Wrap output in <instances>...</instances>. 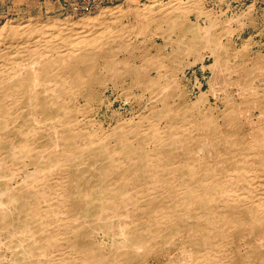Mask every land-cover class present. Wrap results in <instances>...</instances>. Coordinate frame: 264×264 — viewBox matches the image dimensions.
Here are the masks:
<instances>
[{
	"label": "bare ground",
	"instance_id": "obj_1",
	"mask_svg": "<svg viewBox=\"0 0 264 264\" xmlns=\"http://www.w3.org/2000/svg\"><path fill=\"white\" fill-rule=\"evenodd\" d=\"M127 1L92 18L33 17L0 28V264H154L149 257L175 236H183L184 258L173 264H239L236 251L252 250L250 236L264 243V61L249 54L252 39L229 44L237 18L219 30L204 0ZM131 7L137 22L123 23ZM150 26L163 48L151 39L139 46ZM230 56L242 60V98L228 89L222 100L198 80L199 94L182 96L179 74ZM100 63L114 88L128 77L143 91L142 112L111 129L88 116ZM250 104L259 115L248 138L238 116ZM258 251L247 255L264 264Z\"/></svg>",
	"mask_w": 264,
	"mask_h": 264
},
{
	"label": "rangeland",
	"instance_id": "obj_2",
	"mask_svg": "<svg viewBox=\"0 0 264 264\" xmlns=\"http://www.w3.org/2000/svg\"><path fill=\"white\" fill-rule=\"evenodd\" d=\"M69 1H72V0H69ZM69 1H67V2H69ZM151 1H153V0H137V2L139 3L138 6H141L144 3H150ZM164 1L166 2L167 0H164ZM67 2H64L59 8H55L54 7V8H50L49 10H47V9L36 10L35 9L32 12L25 14L24 16H15V17H13L11 19H8L3 24L5 25V23H7V22L21 21V20H25V19L28 20V19L33 18V17L34 18H42V19H48V18L64 19V17L70 16L72 19H75V20L78 19V18H81V17H89V18H92V17H95L97 15L98 10L101 7L102 8H105V7H112L113 8L114 6L116 7V6H120L121 5L122 7L126 8L128 6L129 7L131 6V4L127 0H103L102 5L99 8H97V10H94L92 12H86V13H74ZM204 6L206 8L213 9L214 10V14H217V16L219 15L221 25H223V26L218 27L219 30H222V29L225 28L226 23L224 25V22H226V19L227 18H230V17L231 18H235L236 17L237 19H235V22H232L231 25L229 24V26L231 28H233L234 30L237 29L238 31H239V28H240V31L241 32L240 31L239 32L237 31L236 33H228V35H229L228 36V38H229V41H228L229 44L232 45L233 41H237V43H238L237 46H239L240 43L242 44L244 41H246L247 39L250 38V39H252V43L250 44V49L251 50L249 49V54L251 55V53L254 52V53H252V56L259 57L260 58V61H264V0H216V1L215 0H209V1L208 0H204ZM248 7L249 8L251 7V8L250 9H247V11H246V8H248ZM238 8H239V10H238ZM255 10H257V11H255ZM223 11H224V14H222ZM218 12L219 13L221 12V13L218 14ZM251 16H252V18H251ZM224 17H226V18H224ZM127 18L128 19H126V16H124V18L122 19L123 20L122 22L123 23H127V22L128 23L129 22L130 23H134V22H137V18L135 16V10H134V8H132V7L130 8L129 15L127 16ZM191 18L194 20V15H192ZM248 21L251 24H249ZM3 24L0 25V28L3 26ZM134 24H136V23H134ZM238 24H240V25H238ZM235 25H237V28H236ZM250 25L251 26L253 25L252 28H251ZM150 28H151L150 30H152V31L148 30V31H146L144 33L143 36H141V39H140V42L141 43L139 42V46L141 47L145 43H150V39H151V43L157 42V46L163 48L162 43H161L162 39L161 38L159 39V35H153V33H152L153 30L155 29L154 26H150ZM116 30H117V33H120V34L122 33L121 34L122 37L127 36L126 31L120 30V28H118L117 25H116ZM147 33H149V34H147ZM148 36H150V37H148ZM144 37H145V39H144ZM118 39H120L119 35H118ZM130 39L133 42L135 41V38L132 35L130 36ZM123 40L125 42L126 39L123 38ZM147 40H148V42H147ZM173 48H174L173 46H168L165 51L168 52V54H171ZM121 52L120 53L119 52L116 53V57L118 55L117 58H122L124 55L126 56V51L125 52L121 51ZM168 61H170L171 70L173 72H176V70H177L176 61L175 60H173V61L172 60H168ZM177 61H182V60H177ZM236 61L238 63H236ZM211 62H212V59L207 58L205 60V65L206 66H210L212 64ZM239 62L241 63L242 60H240V59L234 60L230 56L229 59H226L225 61H222L220 65L215 66L213 69H211V68L202 69V66H201L200 63L199 64H196V66L194 65V66H192L190 68L188 67L184 72H182L183 74H179V76H178L180 80L183 78L182 81H181V83L183 85L182 86V89H183L182 91H184V93H183L184 95L182 94V96L185 99H191V98L194 99L195 96L199 94V89L196 86V83H197V80H198V81H200L202 83V87H201L202 90L203 91H209L211 93V95H212L213 92H215L222 99L225 96V94L229 91L228 89H230L229 93H230V95L232 97H235V98H240L241 97L242 98L243 96H240L239 95L240 94L239 88L241 87V85L238 84V83H241L242 82V79L245 76V71H244V68L241 66V64ZM99 65H101V66H99ZM99 65H97V67H96L97 69L96 70L98 71L97 72V75L101 76V80L99 81L100 83L98 85L96 84L95 86H93L94 87V90H96V91L98 90L97 91L98 93L95 94L96 91L94 93V98L96 100L94 99V102L93 103L91 102V106L92 107H91V110H90L88 116H89L90 119L93 118V119H96L97 122L102 123L103 126L105 127V129H109V128L111 129L112 127L115 126V124H116V121L115 120L118 117H123L124 119H130V116L131 117L132 116L133 117H137V115H139L142 112V110H143L142 107H144L143 106L144 103L141 101V98L138 100V96L140 94H142L143 91L136 89V87L133 86L135 84L132 83V80L129 79L128 77H124L123 79H120V81H119V83H120L119 87L114 88L113 82L109 81L110 78L107 77V76L105 77V75H101L99 73V72H103V69H102L103 63L102 64L100 63ZM228 65H230V67H228ZM80 66H82V65H80ZM236 66H239V69L238 70H236ZM197 68H199V69H197ZM240 70H241V72H240ZM262 72H263V74H262ZM262 72H258V75L264 76V71H262ZM238 73H239V76H237ZM204 77H206V78H204ZM233 85H235V87H232ZM239 85H240V87H239ZM222 86H223V88H222ZM213 87H214V89H213ZM126 89L129 90V91H127ZM223 89L225 90V93H223V91H224ZM125 90H126V93H124ZM84 92H85V90L83 91V93L81 92V94H85ZM127 92H129L130 94L127 93ZM158 93L159 94L161 93L160 90L155 94V96H157ZM125 94H126V96H128V95L130 96L131 95L130 96L131 97V101L130 102H126L127 97L126 96L124 97ZM133 95H136V97L133 98ZM155 96H154V98H155ZM246 97H248V95H246ZM79 100L82 101V99H80V98H79ZM133 101H135V102H133ZM136 102L138 104H136ZM144 102H146V101H144ZM211 102L212 103L215 102L214 99H213V97L211 98ZM139 103L141 104V106H140ZM137 105H139V106H137ZM220 105L222 107L223 106V103L220 104ZM241 111H243V112L240 113V115L238 116V118H239L238 119V122L240 123V126L243 125V124H246V125H243V127L241 126V128L239 129V132H241V134H243V133L245 135L247 134L246 137L251 138L250 136H252V133L253 132L251 131V128L250 127H251V124L253 126H255V122L257 123L256 117L259 115V112L257 110H254L253 104H250L249 106L242 107V110ZM252 112H253V118H249L248 116ZM110 113L111 114H115V115H110ZM254 115H256V116H254ZM260 117H261L260 119L264 122V115H262ZM135 119L136 120H134V121H137V118H135ZM247 124H249V125H247ZM247 126H249V127H247ZM198 133L201 134L202 132L200 131ZM30 170H33V166L28 167L26 171L29 172ZM24 174H25V172H23L21 174V176H23ZM83 181L81 183H83ZM73 191L76 192L75 189ZM259 233H262V232H259ZM244 234L246 236L247 233H244ZM184 237H185V235H184ZM178 238H179V240H178ZM175 239L176 240H175V242L172 245H176V247L171 245L172 247L169 246L167 248H162V250L160 251L161 253L157 257H156V254L151 255L149 257L151 263L153 262L154 264H158V263L159 264H169V263L170 264H173V260L174 261H177V262H181L183 260L184 256L182 254V249L180 248V245L179 244H182L183 236H175ZM258 239H257L256 235L255 236H252V237L250 236V238H248V242H250V244L252 245L251 246L252 247V250L251 251H247V248H246L247 245L246 244L242 247V250L236 251V259L239 261V264H244L243 262H246L248 264V260H249V264H251V262H253V263L255 262L254 264H259L258 257H257V260L255 259L256 260L255 261L254 258L252 259L251 256L247 255L248 252H251L252 253V251H254V250L258 251L259 249L260 250L257 252L258 254L259 253H262V254L264 253V243L263 244L258 243V241H257ZM96 240L101 241L100 236L97 237ZM255 241H256V243H254ZM257 243L259 245H263V247L262 246L260 247ZM257 246H258L259 249L257 248ZM166 250H167V252H166ZM169 251H170V254H169ZM260 251H263V252H260ZM257 253L255 252L254 255H257ZM174 254H176V255H174ZM166 256H167V258H166ZM164 259H165L166 262L164 261ZM168 259H169V261H168Z\"/></svg>",
	"mask_w": 264,
	"mask_h": 264
},
{
	"label": "crops",
	"instance_id": "obj_3",
	"mask_svg": "<svg viewBox=\"0 0 264 264\" xmlns=\"http://www.w3.org/2000/svg\"><path fill=\"white\" fill-rule=\"evenodd\" d=\"M69 0H0V25L15 16H24L33 10L59 8Z\"/></svg>",
	"mask_w": 264,
	"mask_h": 264
},
{
	"label": "built area",
	"instance_id": "obj_4",
	"mask_svg": "<svg viewBox=\"0 0 264 264\" xmlns=\"http://www.w3.org/2000/svg\"><path fill=\"white\" fill-rule=\"evenodd\" d=\"M74 13H86L97 10L103 0H72L67 2Z\"/></svg>",
	"mask_w": 264,
	"mask_h": 264
}]
</instances>
